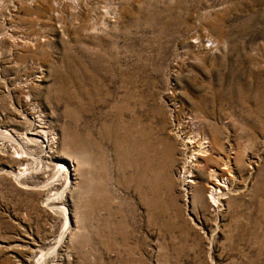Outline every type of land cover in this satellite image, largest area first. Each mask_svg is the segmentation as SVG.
<instances>
[{"label":"rangeland","instance_id":"obj_1","mask_svg":"<svg viewBox=\"0 0 264 264\" xmlns=\"http://www.w3.org/2000/svg\"><path fill=\"white\" fill-rule=\"evenodd\" d=\"M0 264H264V0H0Z\"/></svg>","mask_w":264,"mask_h":264},{"label":"bare ground","instance_id":"obj_2","mask_svg":"<svg viewBox=\"0 0 264 264\" xmlns=\"http://www.w3.org/2000/svg\"><path fill=\"white\" fill-rule=\"evenodd\" d=\"M31 127L29 128V133L31 134V135H33L34 137H39V138H42L43 139V141H45V142H47V144L49 145V148H48V151L50 152V153H53V149H52V145H53V147H54V145L55 144H57L56 142H55V140H53L52 138H48L49 136H47V133H46V130H44V129H40L39 128V126L41 125L40 123H39V120H38V118L36 117V116H32L31 117ZM176 131L178 132V131H180L179 129H178V127L176 128ZM3 133V132H2ZM4 134H6V135H9L11 138H13L12 137V135H10L7 131H5L4 132ZM183 136V135H182ZM20 137V136H19ZM15 138H17V137H15ZM14 138V139H15ZM7 139V138H6ZM199 138L198 137H192V136H184V142H186V144H188L190 147H194L193 149H191V155H190V158L191 159H194V161H195V163H196V165H199V164H201L202 163V157H203V154H202V152H205L206 151V147H205V145L203 144L204 142H201L200 140H198ZM200 139H202V138H200ZM13 140V139H12ZM206 142V141H205ZM55 143V144H54ZM19 153V152H18ZM13 155V154H12ZM51 156L52 157H54L56 160H57V163L60 165V166H66V163H63V161H62V156H59V155H57L56 156V154H51ZM50 156V157H51ZM13 157H19V156H14L13 155ZM71 160V161H70ZM70 160H69V162H71L70 163V165H69V167H67V169L66 170H68V169H70V170H75L76 168H75V164L73 163L74 161L70 158ZM195 163H194V165H195ZM187 167H188V165L186 164L184 167H183V171H182V174H181V176H182V179L184 180V182H186V179H187V177H189L190 175V170L189 169H187ZM7 172H9L10 174H12V169H9V170H6ZM74 174V173H73ZM218 174H219V172H218ZM217 173L216 174H214L212 177H211V179H209V181H208V183H207V187H208V189H209V197H210V204H211V206L212 207H215V206H217L218 205V201H219V198H220V194H221V189L223 188V187H227V185H226V183H228V179L227 178H221V177H219L220 175H218ZM67 175V177H68V179H70V176H69V174H66ZM219 177L220 179H217V177ZM14 177H15V179H17V180H19L20 178H21V175L17 172L16 174H14ZM64 211V214H65V217H66V209L64 208L63 209ZM67 219V218H66ZM64 234V233H63ZM61 237V236H60ZM62 237H63V235H62ZM61 240V239H60ZM35 246L36 245H33L32 246V248H31V252H33V250H34V248H35ZM14 246H12L11 248H13Z\"/></svg>","mask_w":264,"mask_h":264}]
</instances>
